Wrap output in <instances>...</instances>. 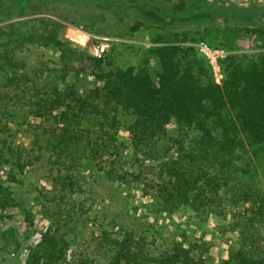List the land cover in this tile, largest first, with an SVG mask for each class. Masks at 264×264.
Instances as JSON below:
<instances>
[{
  "label": "trees",
  "instance_id": "16d2710c",
  "mask_svg": "<svg viewBox=\"0 0 264 264\" xmlns=\"http://www.w3.org/2000/svg\"><path fill=\"white\" fill-rule=\"evenodd\" d=\"M33 9L89 35H133L149 25L177 42L179 28L222 23L224 45L235 47L245 36L264 45V7L254 4L0 0V17ZM59 31L60 25L47 17L0 27V170L9 166L20 186L29 184L27 175L34 170L46 171L53 183L39 202L49 228L28 246L21 264H62L72 237L86 242L88 233L79 226L88 216L76 195L87 184L83 173L92 167L96 173L89 177L96 178L91 185L108 197L109 205L116 193L138 190L145 201L135 206L155 213L186 206L201 221L224 214L240 240L226 264H264V188L259 186L264 175V54L247 66L230 61L219 86L205 63L197 65L179 46L164 45L155 52L160 72L154 81L145 63L122 69L111 55L74 49ZM162 34L157 42L165 41ZM42 48L56 52L52 66L34 54ZM26 124L33 129L28 146L16 142L18 128ZM10 202L0 178V213ZM120 205L116 217L127 223L129 209ZM65 225L69 231L61 230ZM129 227L122 236L101 239L105 264H206L194 246L171 242L159 251L145 244V234L152 231ZM11 246L19 251L9 232L0 234V264H8Z\"/></svg>",
  "mask_w": 264,
  "mask_h": 264
},
{
  "label": "rangeland",
  "instance_id": "374dc122",
  "mask_svg": "<svg viewBox=\"0 0 264 264\" xmlns=\"http://www.w3.org/2000/svg\"><path fill=\"white\" fill-rule=\"evenodd\" d=\"M211 4H221L224 6H234L242 8L254 4L264 7V0H206ZM36 9L24 11L23 15L18 16L14 10L0 17V27L14 22L26 21L33 18L47 17L56 21L60 25V38L67 42L74 49H82L86 54L93 56L111 55L114 57V64L125 69L128 67H139L145 63V68L151 78L155 81L159 75V60L156 56V49L164 45L174 44L179 46L191 60H195L197 65L205 63L211 71V76L215 84L222 85L225 80L224 66L230 61L239 63L243 66L255 63L264 54V45L251 36H245L239 40L235 47L224 45L220 41L226 29L222 23L206 24L196 26H186L178 29L181 32L177 42L174 37L165 35L164 32L152 26H145L133 35L121 34L116 37H102L89 35L65 20H61L52 14L37 13ZM34 12V13H33ZM3 12L0 13V15ZM15 15V16H14ZM163 33L165 41L157 42L158 34ZM43 62L52 64L57 61V54L51 49H39L34 53ZM31 118L30 114L26 117ZM14 121V117L11 118ZM10 119V120H11ZM29 122V121H28ZM14 124V123H13ZM14 128L13 125H11ZM16 127V126H15ZM17 128V127H16ZM16 142L28 146L32 137L33 129L29 125L18 128ZM125 144L129 141L125 138ZM9 162V161H8ZM96 168L85 171L84 182L86 187L77 194L81 201L80 209L88 216L84 220L82 227L87 231L86 242L71 238L67 243L68 253L62 264H105L107 256L102 255V238L105 240L112 234L122 236L124 231H129V225H133L141 231H152L145 234V244L150 248L162 251L167 249L171 242H180L188 246L196 247V251L202 254L206 264H226V257L230 250L240 244L236 234L228 228L229 220L222 215H213L204 221L198 220L192 211L186 206H179L175 213H155L152 209H143L139 205L144 201L140 199L139 191L126 190L116 193L113 197V205H109V199L102 196L92 185L91 181L96 176ZM28 182L20 186V178L15 177L9 166L0 170V178L4 185L8 187L12 202L7 205V209L0 216V234L9 232L12 239L20 244L19 251L14 252V246L9 251L8 264H21L24 261L28 246L35 244L38 237L49 228L48 221L43 216L39 205L41 194H49L52 189V181L44 170H34L28 173ZM27 184V185H26ZM259 186L264 188V175L259 181ZM222 197L229 196L225 191H221ZM115 198L118 200L116 201ZM122 201V202H121ZM123 204L124 210L127 209V223L117 219L116 215ZM228 208V203L223 204ZM127 207V209H126ZM2 212V211H0ZM52 219V218H51ZM57 218H55L56 220ZM125 225L126 227L122 226ZM62 231H69L68 225L63 226ZM69 228V229H67ZM121 230V231H120ZM136 236L139 234L136 233ZM17 250V248H16ZM110 258V254L108 255Z\"/></svg>",
  "mask_w": 264,
  "mask_h": 264
}]
</instances>
